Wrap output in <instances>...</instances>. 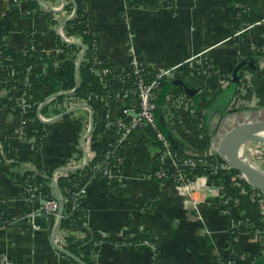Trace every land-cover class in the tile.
Instances as JSON below:
<instances>
[{"label": "crops", "instance_id": "0c3cea01", "mask_svg": "<svg viewBox=\"0 0 264 264\" xmlns=\"http://www.w3.org/2000/svg\"><path fill=\"white\" fill-rule=\"evenodd\" d=\"M241 5L235 0H151L134 5L127 0H87L84 14L91 31L100 39L99 57L115 70L129 64L128 42L133 34L141 59L150 68L171 67L191 59L194 65L215 63L218 69L233 75L234 68L241 62L236 55L237 46L242 42L251 53L249 44H264L263 0H250L258 19L257 26L237 36L242 26L239 17L248 10ZM73 9L77 11L75 0H0V28L5 30L8 45L17 51H26L31 44L43 54L61 58L64 42L83 43L79 31L70 34L66 29L67 22L74 17L71 16ZM81 50V46L79 50H68L67 56L77 55L78 64ZM247 56L245 59L257 63L256 69L249 70L254 84L249 97L257 95L261 100L260 106L250 109L249 120L264 119V67L258 66L256 56ZM40 68L45 69V65L40 64ZM176 79L186 80L193 94L177 87L163 93L159 124L167 130L173 144L185 153L216 152L224 133L244 120L242 106L238 111L231 108L236 94L227 107L219 108L217 104L227 82L219 83L211 76L198 74L196 67L188 63L183 75L174 81ZM31 81L37 78L32 75ZM5 89L0 71V99L8 94ZM179 95L192 99L199 113L196 119L189 111L187 100L180 98L178 105L171 100ZM63 101L57 106L62 109L60 114L75 111L57 118L59 114L47 116L53 120L42 119L49 122V128L47 139L41 145L28 136L33 128L31 118L22 113L11 114L0 107V208L12 217L10 224L0 226V260L4 258L7 264H75L54 244L66 248L67 240L61 243L56 236L53 242L59 219L44 214L36 216L35 222L40 228L33 230L32 219L25 217L39 205L28 186L41 188L36 175L44 172L47 177L51 172L47 185L51 197L57 199L53 180L56 181L63 212L72 209V191L84 187L80 207L87 214V227L83 232H98L110 239L93 244L89 257L94 264H221L232 256L237 236L243 255L231 264H264V237L253 230L240 235L231 229L232 221L242 217L255 220L253 225L257 230L264 229L263 213L253 207L248 197L241 196L242 203L233 205L237 216L232 220L222 213L217 198L212 196L205 200L200 193L197 197L203 201L195 209L189 207L188 213L172 181L155 175L159 166V145L148 129L136 130L120 147L124 176L117 186L109 185L101 176L88 174L87 169L93 156H96L94 160L99 158L116 141L118 132L104 128L96 136L94 132L87 133L93 111L90 103L65 111ZM118 111L112 107L109 114L115 116ZM93 115L96 129L95 111ZM200 118L202 131L198 130ZM248 142L251 144L249 156L258 163L256 145ZM98 145L103 148L102 152ZM4 147L12 154L10 157ZM260 163L264 170V158ZM79 170L83 172L74 178L75 187L63 196L60 176ZM76 225L67 236L73 234L80 239L82 229L78 223ZM63 227L62 223L58 233ZM144 240L152 244L142 243ZM85 256L81 251L79 257Z\"/></svg>", "mask_w": 264, "mask_h": 264}, {"label": "built area", "instance_id": "2783aa9c", "mask_svg": "<svg viewBox=\"0 0 264 264\" xmlns=\"http://www.w3.org/2000/svg\"><path fill=\"white\" fill-rule=\"evenodd\" d=\"M84 1L86 4L87 0ZM240 7L244 6L241 5ZM72 11L73 12L71 16L74 15V17L72 18H75L76 21L78 18H83L84 20L88 21V17H86L85 14L76 17L77 11H75V9H73ZM256 26L257 23H243L237 31V36L240 34L242 36L245 35L247 32L252 31ZM60 30H62V27H60ZM85 31H91V27L86 28L84 32ZM131 35L130 41L128 42L130 62L126 67H123L119 70H115L113 67H104L101 70H95L96 73H99L100 75H105L110 72H113L115 74L112 78L107 80L105 79L104 83L107 86L112 83H115V85L124 83L127 76V74H125V71L129 70L132 72V76L134 79L131 88L118 91L115 94L109 93L103 95L89 93L83 97L74 95L66 98L63 101V109L65 111L71 108H75L80 104L89 103L92 100H94L99 105H103V110L99 109L101 112L100 114H98V118L101 121V124L105 129H114L119 134L116 141L111 143L109 147L99 156V158H96L94 160V157L96 156H93L90 159L91 161L89 160L90 164L87 169L88 174L93 176H101L109 183V185H113L116 182H119L120 179H123L124 176L122 172L123 169L121 168V164H123L122 162L124 158L119 153L120 147L125 145L126 140L136 130L148 129L151 130L155 140L159 145V153L157 156L159 166L155 171V175L159 179L172 181V183L180 192L187 211L190 210L189 207L192 209L197 208L198 203L200 201H203L202 199H199L197 197V194L200 193L202 196H205V200L208 197L212 196L217 198L221 205V211L225 216H237V213L233 210V206H231L230 198L225 191V183H217L216 181H214L215 177H218L220 176V174H222V176L225 177V181H227L232 188L237 190V195L239 197H248L253 207L260 208L263 213L264 219L263 195L251 186V184L247 181L246 177L242 173H234L232 171V168L220 157L218 150L216 152L192 151L186 152L185 157L177 156V152L173 148L170 139L168 138L166 133L162 131L156 118L155 111L157 109L158 91L163 80L174 79L178 76H182L183 68L186 63L194 66V68L196 67L197 73L205 76L212 75V71L210 69L214 68V65H211L209 67H205L203 64L194 65L193 61L190 59L189 61H186V63L176 64L171 67L160 66L157 68H150L142 61L138 49L136 48V45L133 41V34ZM99 46L100 45L97 46L98 50ZM248 48L251 53H258L255 57L258 61V66H260V68L264 67V44L257 46L254 43H251V45L249 44ZM81 53L82 50L80 53H78V56H80ZM236 53L238 61H242L243 59L248 57L247 55H250L242 42L239 44V46H237ZM101 61L102 59L99 57V55H96L94 57V64ZM90 67L92 68V66ZM4 68L6 69V73L2 74L3 81L6 87L5 90L8 94L12 93L13 96L17 98L19 105L23 109L22 114H26L27 108H29L31 103L30 87L32 84V73L29 70L25 77H21L20 73L12 66L5 65L3 63L2 56L0 54V71L3 72ZM220 71V69L216 68L214 74L220 73ZM224 75L228 79L233 77L232 73H224ZM241 77V85L239 90L240 92L236 93V95L234 96L231 108L235 111H238V109H241L242 106V108L244 109V120H242L241 122H244L250 121V109L260 106L261 100L257 95L249 97V93L253 91L254 87L252 81V73L249 70H245ZM180 98L185 99L183 95H179L177 98L173 96L171 100L175 101L176 105H178V102H181ZM51 99L52 97H50L47 101H50ZM187 102L189 111L193 116V119H196L199 116V113L194 106V102L192 101V99H188ZM112 107H115L119 110L115 116L109 114L110 108ZM39 117L43 120H50L51 118H53L44 116L42 114H39ZM201 119L202 118H200V120ZM202 127L203 120H201L198 130L202 131ZM94 129L95 128L90 126V124L88 123L87 133L94 132ZM250 147V142H246L243 144L241 148L242 156L249 159L254 165L263 170V168L260 167L259 163L252 160L249 156L248 150H250ZM255 150L258 151V156L260 157L259 159H263L264 146L260 147L259 145H257L255 146ZM28 188L30 189V191H33V196L39 201V205L30 213H28L27 216H25L32 219L33 230H37L40 228L35 222V217L41 214L47 215L48 217H52L56 220H58L59 218L64 219L70 217L72 220H78V222L81 223V225H78L82 229L80 230L81 234L79 235V238L81 240L86 238L87 233L83 232V228L87 227V223L85 221L86 219L82 220V218L78 215V211L81 210L80 206L83 195L85 193L84 187H77L72 191V209L69 212H62V214L60 213L59 202L56 198L44 197L41 191H39L40 187L38 188V186H36L35 188L30 185V187L28 186ZM190 211H188V213ZM10 223L11 222H9V224ZM75 225L76 224H72L71 227ZM250 225L251 220L249 218L245 220H233L231 229L233 231L240 232V235L249 234L253 230V226ZM66 228H64V230L66 231H61L57 235V239L61 243H66V236L68 234L66 233L68 228ZM253 231L256 232L257 235H261L262 237H264V229L257 230L256 228ZM60 235H62V239L60 238ZM234 241H239L238 236L234 238ZM141 242L147 244L150 243L148 240H144ZM234 254L235 251L233 249L232 255ZM0 262L1 264H7L4 258H1ZM232 262V260H226L221 264H231Z\"/></svg>", "mask_w": 264, "mask_h": 264}, {"label": "trees", "instance_id": "16d2710c", "mask_svg": "<svg viewBox=\"0 0 264 264\" xmlns=\"http://www.w3.org/2000/svg\"><path fill=\"white\" fill-rule=\"evenodd\" d=\"M127 1L132 5L145 4V3L151 2V0H127ZM235 1H237V3L239 2L240 4H242L245 7V9H248L247 11H243L241 14V17H239L240 24L255 23L258 20L252 7H250V0H235ZM75 2H76V10H77L76 17L82 16L84 14L85 1L75 0ZM240 10H242V8H240ZM78 19L76 21L75 18H71L66 24V29L68 30L70 34L76 33L78 31L80 32L82 39H83V43L87 46V50L84 54L83 61H82L81 66L79 67L78 72H77V55L70 56V57L67 56L68 50H72V49L79 50L80 49V46L77 43L64 42V45H65L64 56L61 58L55 57L52 55L48 56L46 54H43L42 52L34 49L31 46V44L26 51L21 52V51L15 50L14 48L8 45L7 40H6L5 30L0 28V54L2 56L3 63L5 65L12 66L15 70H17L20 73L21 77H25L28 71L30 70L32 75H34L37 78V81L32 82L31 87H30L31 103H30L29 108H27V112L25 115L33 120V128H32V131L28 134V136L29 138L34 137L36 140L35 142L38 145H41L43 142L46 141L47 130L49 128V122L43 121L39 117L38 109L39 107L42 106L40 114L46 115V116L60 114L62 112V109L57 106L59 102H62L64 98L68 95L54 97V95H56L57 93L75 90L72 96L75 95V96L83 97L89 93L103 94V95H106L109 93L115 94L118 91L132 87V83L134 79L132 76V72L129 70L125 71V74H127V76H126L124 83L116 84L113 86L105 85L104 83L105 79L106 80L110 79L115 74L113 72H110L105 75H100L99 73H96L95 70L96 69L101 70L104 67H111V64L103 59L101 62L94 64V57L96 55H99V50L97 49V46L100 45V39L97 33H95L94 31L84 32V30L88 27H91V25L88 21L84 20L83 18L82 19L78 18ZM257 54L258 53L252 52L250 53L249 56L250 57L256 56ZM40 64L45 65V69L40 68ZM203 65L205 67L214 65V68L210 69L212 71L211 77H213L219 83L227 82L226 83L227 85L224 88V91L222 94L223 96L217 104L219 108L227 107V105H229V103L231 102L233 96L237 93L239 82L234 84L232 82L233 78L228 79L224 75L223 71H220V73L214 74L215 69L218 68V66L215 63H211V64L204 63ZM90 66H92V68ZM245 70L251 71L253 69L247 66L243 69V72ZM2 73L3 74L6 73L5 68L3 69ZM175 87L176 85L174 83V79L162 81L160 85V89L158 91L157 109L155 111L157 121H158V113H160L159 111L163 104V100L160 98L163 97V93H166L167 90L173 89ZM51 96H52V99L50 101H47L49 97ZM89 103L93 111H95L96 129L94 131V136H96L95 134H97L98 132H101L104 129V126L101 124V121L98 118V114H100L101 112L100 110H103V105L97 104L94 100L90 101ZM0 107L5 108L11 114H21L23 112V109L19 105L17 98L13 96L12 93L7 94L5 97L0 99ZM78 120L82 124V117H80ZM197 122L198 121L195 120L196 125H197ZM159 126L162 129V131H164L166 135L168 136L167 130L163 128L162 125L159 124ZM154 141L157 143L155 138H154ZM172 145H173V148L177 152V156L185 157V152H183L179 147H176V145L174 144ZM98 147L100 148V151L101 150L103 151V148H101V146L98 145ZM7 149L8 148L4 147L5 154L8 157H10L12 154H10ZM232 171L234 173H240L238 170L233 169V168H232ZM82 172L83 170H79L77 172L71 173V175L66 176V177L60 176L59 186L61 187L63 196H66L68 194V191L72 190L75 187L74 178L80 175ZM44 174H45L44 172L37 174L35 180L39 184H41L40 191L43 194V196H45L46 198H51V189L47 185V181L50 180L52 173L48 172L47 177L44 176ZM224 178L225 177H223L222 174H220V176L215 177L214 181H216L217 183H220V182L225 183V191L228 197L230 198L231 206L236 205V203L238 202L242 203L241 199H239L240 197L237 195V190L232 188L230 184L227 181H225ZM119 183L120 182H116L113 185L117 186ZM256 210L259 211L260 208H256ZM78 215L82 218V220L86 219V216H87L86 212L83 211L82 209L78 211ZM259 215L261 216V214ZM11 218L12 217L8 213H6L3 209L0 208V226H7ZM229 218L231 220L233 219V217H229ZM242 219L245 220L246 218L242 217ZM76 221L79 225H81V223L78 222V220H72L70 217L62 219L63 226L68 225V224H73ZM66 240H67L66 248L70 252L81 257V251H83L84 254H86V256L82 257V259L89 262L90 264H94L93 261H91L89 257L90 254H92L93 252V244H95L97 240L104 241V240H110V239L102 236L98 232H87L86 239L84 240L76 239L73 234L67 236ZM233 249L235 251V254L232 255L229 259L232 261L237 258L242 257L243 255V251L240 248L238 241L237 243H234ZM72 261L75 264H80L74 261L73 259Z\"/></svg>", "mask_w": 264, "mask_h": 264}, {"label": "water", "instance_id": "95a60500", "mask_svg": "<svg viewBox=\"0 0 264 264\" xmlns=\"http://www.w3.org/2000/svg\"><path fill=\"white\" fill-rule=\"evenodd\" d=\"M76 14V12H75ZM72 18V17H71ZM79 46L82 47V53L80 55V58L78 60L77 64V72L79 70V67L82 64L84 54L87 50V46L80 42L78 43ZM250 67L252 69L257 68V63L254 60L250 59H244L242 60L233 71V83H238L241 78V74L243 72V69L245 67ZM177 88L185 90L189 94H193L190 92V86L188 85V82L184 79H176L174 81ZM78 84V83H77ZM78 86V85H77ZM75 90L65 91V92H59L54 97H60L63 95H70L73 94ZM52 97V96H51ZM50 98V97H49ZM42 106L39 107L38 113H41ZM75 111L74 109H71L70 111H66L65 113L57 115V117H61L65 114L71 113ZM53 120V119H50ZM94 125V115L93 111L91 114V126ZM264 119H257V120H250V121H244L240 122L233 127H231L229 130H227L224 135L222 136L219 145H218V153L220 157L233 169L238 170L240 173H242L247 181L251 184L253 188L258 190L264 197V171L254 165L249 159L245 158L241 154V148L244 143L248 141H261L264 142ZM168 138L170 139L171 143L173 144V140L168 135ZM53 184L56 189L57 193V199L60 204V213L63 212V201L61 199V194L59 191V187L55 180H53ZM62 224V218H59L56 227L54 229L53 233V242L57 236V233L61 227ZM55 246L65 253L67 256L74 259L76 262L80 264H88L83 259H81L79 256L73 254L69 250H67L64 247H61L56 242H54Z\"/></svg>", "mask_w": 264, "mask_h": 264}, {"label": "rangeland", "instance_id": "374dc122", "mask_svg": "<svg viewBox=\"0 0 264 264\" xmlns=\"http://www.w3.org/2000/svg\"><path fill=\"white\" fill-rule=\"evenodd\" d=\"M263 118H264V117H263ZM253 143H254L253 145H256V146H257V145H259L260 147H261V146H264V142H261V141H253ZM261 160H262V159H260V161H261ZM254 161H255V160H254ZM260 161L258 162L259 164H261ZM254 222H256V221H255V220H251V225L253 226V227H252L253 230L256 229L255 226L253 225ZM74 224H76V222H74L73 225H74ZM68 225H69L70 227H67ZM68 225H65V226L63 227L62 232H63V231H66V230H64V228H66V227L68 228V230H67L66 233H68L69 230L72 232V227H71L72 224H68ZM251 225H250V226H251ZM67 228H66V229H67ZM37 230H38V229H37ZM57 235H58V233H57ZM60 238L62 239V235H60Z\"/></svg>", "mask_w": 264, "mask_h": 264}, {"label": "bare ground", "instance_id": "6f19581e", "mask_svg": "<svg viewBox=\"0 0 264 264\" xmlns=\"http://www.w3.org/2000/svg\"><path fill=\"white\" fill-rule=\"evenodd\" d=\"M264 135V134H263ZM241 152H242V150H241Z\"/></svg>", "mask_w": 264, "mask_h": 264}]
</instances>
